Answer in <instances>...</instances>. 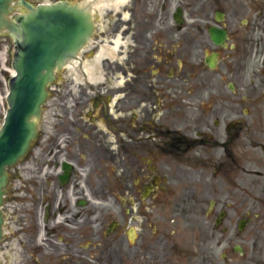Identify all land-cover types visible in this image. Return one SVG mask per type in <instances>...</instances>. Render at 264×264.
I'll use <instances>...</instances> for the list:
<instances>
[{
	"label": "flooded vegetation",
	"instance_id": "obj_1",
	"mask_svg": "<svg viewBox=\"0 0 264 264\" xmlns=\"http://www.w3.org/2000/svg\"><path fill=\"white\" fill-rule=\"evenodd\" d=\"M87 6L94 32L77 74L56 80L55 104L9 173L11 195L27 204L28 247L44 245L55 264H190L193 201L194 211L204 210L194 248L200 264H239L249 244L263 257L264 0H186V31L175 30V0ZM212 21L228 33L226 46L210 41ZM210 47L222 82L231 79L229 120L212 122L219 112H205L206 82L197 71ZM116 192L135 200L133 260L126 209L120 224L95 230L89 200Z\"/></svg>",
	"mask_w": 264,
	"mask_h": 264
},
{
	"label": "water",
	"instance_id": "obj_2",
	"mask_svg": "<svg viewBox=\"0 0 264 264\" xmlns=\"http://www.w3.org/2000/svg\"><path fill=\"white\" fill-rule=\"evenodd\" d=\"M13 0H0V31L7 29L15 40L13 68L16 77L10 81L9 110L0 129V207L5 170L27 152L36 135L33 119L38 118L47 98L46 88L54 73L74 59L92 32L89 16L77 7L60 4L29 10L15 22L6 20ZM213 39L224 35L213 31ZM3 220L0 211V239Z\"/></svg>",
	"mask_w": 264,
	"mask_h": 264
},
{
	"label": "rangeland",
	"instance_id": "obj_3",
	"mask_svg": "<svg viewBox=\"0 0 264 264\" xmlns=\"http://www.w3.org/2000/svg\"><path fill=\"white\" fill-rule=\"evenodd\" d=\"M74 3H77L78 1H73ZM176 2H179V0H176ZM186 7V5H185ZM20 12H24L23 10H20ZM184 29L186 31V23L184 25ZM7 51V55L6 58L8 60L7 65L4 66V70L2 68V65H0V77H2V79L5 78L6 83L8 78L11 77V64H12V56L11 53L13 51V43L12 40L6 36H3L0 38V53L1 52H5ZM201 58L203 59V57L201 56ZM3 61V60H1ZM6 70V71H5ZM221 70V69H220ZM220 70L218 72H209L208 70H206L205 72L202 73V78L205 80L206 82V98H207V103H206V108H205V112H207V114L209 115V113H215V112H219L216 116L213 117L212 122L214 121L215 118H219V119H227L229 120L230 117L225 118V116H228L230 114V110L227 109V107H229V102L226 99V97L229 99L230 97V91L228 90V84L231 82L230 76L226 75L223 76V82L221 80V74H220ZM0 79V126L2 125L3 122V107L4 109H6V102H5V96L7 94V86L5 85L4 81ZM219 98L222 100V104L221 107L219 109L218 107V103L217 102L220 101ZM217 104V107H215L214 105ZM211 174H213V170L211 171ZM117 194V198H102V197H94L93 201H94V207L96 208V210L98 212H96L95 218L98 221H101L102 224H104L105 227L108 226V224H110V222L114 219H116L117 221H119L121 219L120 217V211L124 212V209H126V218H125V223L128 228H138V223L135 221L139 218H137V214L135 213H131V207L129 205L130 202H134L135 200L133 199H128V198H124V197H120ZM191 206L190 210L187 211L188 214V222H186V224L188 225V229L191 232L193 238H192V243L196 244L200 239V234H199V230L200 228L203 230L204 229V219H203V215H204V210H198V208L194 211L193 210V205L194 202L191 201ZM126 204V207H125ZM201 230V231H202ZM147 237H149V235L151 233L146 232ZM110 241L113 242L114 241V236L110 237ZM192 244V245H193ZM131 246L128 242V240L126 239L125 241V251H126V258L127 260H133L135 257V251L136 248H132V250L130 249ZM246 248L248 250V252H250V254H248V257L242 261L239 262V264H264V256H260L258 252H253L252 248L253 245L249 244L246 245ZM260 249L263 248V244H260ZM218 251V250H217ZM113 252V251H112ZM124 254V253H123ZM217 255V252H216ZM191 260L195 261L197 260L196 257H191ZM35 261L42 263L43 259L42 258H35ZM26 264H37L36 262H26ZM190 264H194V262H191Z\"/></svg>",
	"mask_w": 264,
	"mask_h": 264
},
{
	"label": "bare ground",
	"instance_id": "obj_4",
	"mask_svg": "<svg viewBox=\"0 0 264 264\" xmlns=\"http://www.w3.org/2000/svg\"><path fill=\"white\" fill-rule=\"evenodd\" d=\"M104 5H106V3H105V4H103V6H104Z\"/></svg>",
	"mask_w": 264,
	"mask_h": 264
}]
</instances>
